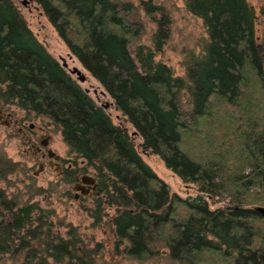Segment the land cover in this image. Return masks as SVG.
Instances as JSON below:
<instances>
[{
  "label": "trees",
  "instance_id": "trees-1",
  "mask_svg": "<svg viewBox=\"0 0 264 264\" xmlns=\"http://www.w3.org/2000/svg\"><path fill=\"white\" fill-rule=\"evenodd\" d=\"M34 1L141 136V147L197 184L195 198L172 191L141 157L127 127L47 50L18 6L0 0V102L48 117L68 151L87 160L104 193L95 197L93 224L102 222L105 200L116 206L105 222L113 251L123 245L127 255L145 260L159 254L158 244L172 263L264 264V215L253 209L264 203V42H256L248 2L186 0L203 18L209 40L201 56L189 59L183 77L155 61L152 50L139 47L138 59L132 56L129 46L141 27L127 20L131 3ZM142 4L150 14L161 9ZM161 43L158 37L155 49ZM182 92L191 105L186 110ZM8 168L0 157V176ZM221 193L227 204L213 208L201 195ZM12 202L0 199L11 220L0 213V251L11 247L15 253L23 246L20 234L38 236L50 222L43 212L33 220L31 205L15 208ZM55 241L46 250L67 264H97L95 253L105 245L96 240L79 249V240Z\"/></svg>",
  "mask_w": 264,
  "mask_h": 264
},
{
  "label": "rangeland",
  "instance_id": "rangeland-1",
  "mask_svg": "<svg viewBox=\"0 0 264 264\" xmlns=\"http://www.w3.org/2000/svg\"><path fill=\"white\" fill-rule=\"evenodd\" d=\"M20 9L28 26L35 36L45 45L47 50L53 54L69 70L74 67L80 69L84 74L83 80H77L89 94L103 106L112 117L113 121L127 127L131 136H133L141 157L147 162L156 174L165 181L170 189L182 197L195 198L199 195L197 184L195 182L184 181L178 174L167 167L164 161L156 154L141 147L142 138L136 134L134 127L125 119L112 102L110 95L105 92L102 85L81 65L78 59L71 54L64 41L60 38L57 31L42 13L38 3L34 0H12ZM119 4L129 2L133 5L132 10L127 14V20L140 24L141 30L130 43V51L135 59H138L137 50L142 47L143 50H152L155 61L166 63L174 75L186 76V64L189 59L199 57L204 53V46L209 40L207 27L203 18L190 12L186 6V0H115ZM150 1L158 5L161 9L152 14L147 13L142 3ZM253 8L254 32L256 42H264V0H246ZM162 20L164 22L160 23ZM159 34V35H158ZM162 41L160 48H156V40ZM137 61V60H136ZM77 78V74L72 72ZM187 94L182 92L181 105L183 109H189ZM12 105L15 116L20 119L21 124L29 125L34 123L36 126H42L46 133L50 134V147L57 155L64 158V162L72 161L77 169L83 168L92 173L95 171L87 164V160L81 161L82 157L76 156L74 152L68 151V146L63 141L59 129H57L51 120L42 115H35L33 112L18 107L13 103H4ZM39 135L45 134V130L37 127ZM29 145L16 132V126H7L0 121V157L16 161V164L6 169V172L0 176V199L14 198L15 208L31 205V217L34 218L42 212L46 215L49 226H43L38 236H26L20 234L23 238L15 253L13 249L0 251V264H67L64 257L55 261L53 252L55 250H46L47 244L56 243V236L62 240L73 238L77 242V247L82 249L84 245L95 246L97 241H104L105 245L95 253L97 264H178L172 263L167 257V248L164 245H158V255H153L145 260L127 255L121 250L115 252L112 249L113 236L109 232L106 220L115 214L116 206L107 204L105 201L102 206V222L94 225L92 212L96 207V198L91 195L74 198L75 189L70 182L71 177L60 176L54 167H46L41 171L38 162L33 159ZM7 158V159H6ZM3 166V164H2ZM96 173V172H95ZM69 189V190H68ZM206 199L208 205L213 208L216 206H225L228 197L221 193L217 196H207L201 194ZM254 205H264V203H254ZM3 213L5 220H9V212L0 207V213ZM108 219V220H109ZM11 222V220H9ZM35 224L36 222L33 221ZM21 240V239H20ZM17 241H19L17 239ZM26 241V242H25ZM59 240L58 242H60ZM81 254V252H79ZM56 257L57 254H55ZM59 259V258H58Z\"/></svg>",
  "mask_w": 264,
  "mask_h": 264
},
{
  "label": "flooded vegetation",
  "instance_id": "flooded-vegetation-1",
  "mask_svg": "<svg viewBox=\"0 0 264 264\" xmlns=\"http://www.w3.org/2000/svg\"><path fill=\"white\" fill-rule=\"evenodd\" d=\"M23 2L25 3V0H23ZM68 71L73 75L69 69ZM76 79L78 80L79 78L77 77ZM86 91H88V89ZM104 107L106 106L104 105ZM14 114L15 112L12 105L0 102V121L4 122L7 126H16V132L21 135L22 139L30 147V152H28V154H31L33 159L38 162V167L41 171L45 170L46 167H54L60 176H65V178L71 177L70 182L73 183L72 188L75 189L73 194L74 198L84 197L85 195H91L95 198L104 195V193L102 194L99 191L98 176L95 172L92 173L83 168L77 169L71 160L67 161V163L64 162V158L57 155L50 147L49 132L46 133V130L42 126H36L34 123H29L28 126L24 123L21 124L20 119ZM37 127L41 130H45V134L39 135L36 130ZM84 159L85 158L82 157L81 161L83 162ZM7 160L11 166L16 164L15 160ZM10 200L16 202L14 198H10ZM7 222H9V220Z\"/></svg>",
  "mask_w": 264,
  "mask_h": 264
},
{
  "label": "water",
  "instance_id": "water-1",
  "mask_svg": "<svg viewBox=\"0 0 264 264\" xmlns=\"http://www.w3.org/2000/svg\"><path fill=\"white\" fill-rule=\"evenodd\" d=\"M71 71V70H70ZM72 72H75L77 74V77L80 79V80H83L84 79V74H81V71L80 69H78L77 67H74L72 69ZM87 90V89H86ZM253 209L258 212L259 214L261 215H264V205H254L253 206Z\"/></svg>",
  "mask_w": 264,
  "mask_h": 264
}]
</instances>
